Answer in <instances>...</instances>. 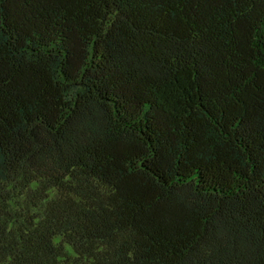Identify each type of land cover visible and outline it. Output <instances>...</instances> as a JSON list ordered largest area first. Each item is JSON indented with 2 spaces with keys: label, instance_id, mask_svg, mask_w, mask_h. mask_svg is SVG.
Segmentation results:
<instances>
[{
  "label": "trees",
  "instance_id": "1",
  "mask_svg": "<svg viewBox=\"0 0 264 264\" xmlns=\"http://www.w3.org/2000/svg\"><path fill=\"white\" fill-rule=\"evenodd\" d=\"M0 264H264V0H0Z\"/></svg>",
  "mask_w": 264,
  "mask_h": 264
}]
</instances>
